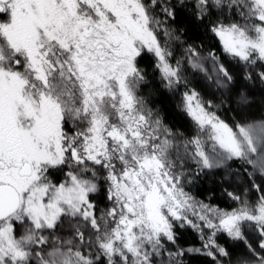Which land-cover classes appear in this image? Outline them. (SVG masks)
<instances>
[{
    "label": "snow or ice",
    "instance_id": "1",
    "mask_svg": "<svg viewBox=\"0 0 264 264\" xmlns=\"http://www.w3.org/2000/svg\"><path fill=\"white\" fill-rule=\"evenodd\" d=\"M0 264H264V0H0Z\"/></svg>",
    "mask_w": 264,
    "mask_h": 264
},
{
    "label": "trees",
    "instance_id": "2",
    "mask_svg": "<svg viewBox=\"0 0 264 264\" xmlns=\"http://www.w3.org/2000/svg\"><path fill=\"white\" fill-rule=\"evenodd\" d=\"M188 239H189V240H194V239H195V236H194V235H190V236L188 237Z\"/></svg>",
    "mask_w": 264,
    "mask_h": 264
}]
</instances>
